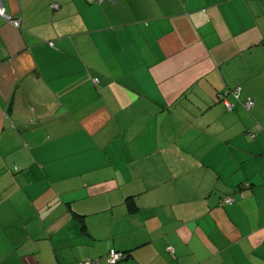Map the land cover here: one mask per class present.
<instances>
[{
    "label": "crops",
    "instance_id": "crops-1",
    "mask_svg": "<svg viewBox=\"0 0 264 264\" xmlns=\"http://www.w3.org/2000/svg\"><path fill=\"white\" fill-rule=\"evenodd\" d=\"M1 1L0 264H264V0Z\"/></svg>",
    "mask_w": 264,
    "mask_h": 264
},
{
    "label": "built area",
    "instance_id": "built-area-1",
    "mask_svg": "<svg viewBox=\"0 0 264 264\" xmlns=\"http://www.w3.org/2000/svg\"><path fill=\"white\" fill-rule=\"evenodd\" d=\"M88 1H89V3H94V2L102 3L103 1H106V0H88ZM107 1L112 2L113 0H107ZM0 18L4 19L5 21L9 22L10 24L14 25L15 27H19L20 26V21L16 20V19H13L6 12V9H5V7H4V5H3L1 0H0ZM240 92H241V88L238 87L234 91V93H232V94H234L235 98L238 99ZM227 95H229V94L220 95L219 99H220V101H222L225 104L227 109L231 111L234 108V104H232V103H230V101H228ZM244 107L248 111L252 110V108L254 107V101H253V99L251 97H248ZM233 201H234V198H231V197L226 199V202L228 204H231ZM123 257H124L123 254L113 253L112 256H111V259H110V263H112V264L116 263L117 261H119ZM78 264H94V263L92 261H90V260H86V261L80 262Z\"/></svg>",
    "mask_w": 264,
    "mask_h": 264
},
{
    "label": "trees",
    "instance_id": "trees-1",
    "mask_svg": "<svg viewBox=\"0 0 264 264\" xmlns=\"http://www.w3.org/2000/svg\"><path fill=\"white\" fill-rule=\"evenodd\" d=\"M107 1V0H106ZM87 2L89 3V1L87 0ZM105 1H103L102 3H104ZM102 3H98V2H94V3H90V4H102ZM97 80V79H96ZM98 81V80H97ZM238 88V87H237ZM237 88H235V89H231V90H227V91H225V92H222V93H220V95H225V94H229V95H227V99H229L230 97H232L233 99H234V101L235 102H241V96H242V91L240 92V94H239V98L238 99H236L235 98V96H234V94H232V93H234V91L237 89ZM219 95V96H220ZM248 97H250V96H246V98L244 99V102H243V106H245V103H246V101H247V99H248ZM219 98V97H218ZM252 98V97H251ZM253 99V98H252ZM220 100V99H219ZM228 101H230V100H228ZM254 101V100H253ZM222 102V101H221ZM223 103V102H222ZM230 103H232L231 101H230ZM233 104V103H232ZM254 105H255V103H254ZM226 107V106H225ZM234 107H235V104H234ZM226 109H227V107H226ZM234 109V108H233ZM233 109L230 111V110H228L229 112H232L233 111ZM253 109V108H252ZM247 110V109H246ZM248 111V110H247ZM247 186H249V185H247ZM227 198H229V197H227ZM227 198H225L224 200H223V203L224 204H226V205H231L232 203H234V201H235V199H234V201L231 203V204H228L227 202H226V199ZM231 198H233V197H231ZM169 250H172V249H169ZM113 253H119V254H123V258L122 259H120L119 261H117L116 263H113V264H117V263H119V262H121V261H124V260H126L127 258H128V255L126 254V253H124V252H119V251H112L109 255H108V257H107V262L109 263V264H112V263H110V259H111V256H112V254Z\"/></svg>",
    "mask_w": 264,
    "mask_h": 264
}]
</instances>
